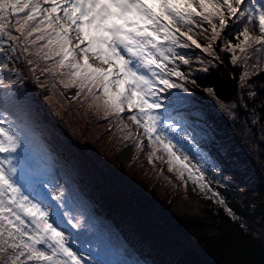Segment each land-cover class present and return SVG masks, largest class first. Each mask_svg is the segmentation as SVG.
Segmentation results:
<instances>
[{
	"label": "trees",
	"instance_id": "trees-1",
	"mask_svg": "<svg viewBox=\"0 0 264 264\" xmlns=\"http://www.w3.org/2000/svg\"><path fill=\"white\" fill-rule=\"evenodd\" d=\"M225 40L235 43V33ZM224 42H216L219 59L194 47L178 50L192 54L191 67L180 66L189 91L161 93L157 110L174 118L165 123H178L179 143L204 172V191L186 174L180 180L169 172L162 153L149 163L147 141L138 137L140 150L123 141L115 120L71 100L76 90L42 87L22 62L15 63L19 76L10 68L0 72L3 84L27 101L34 136L24 154L26 180L51 181L64 192L67 210L80 224L64 229L74 234V250L82 246L86 257L88 248L102 250L104 259L124 264H264V63L253 57L247 66L232 65L231 54L221 50ZM127 144L132 154L122 162L118 152ZM176 195L189 199L192 211H175Z\"/></svg>",
	"mask_w": 264,
	"mask_h": 264
},
{
	"label": "snow or ice",
	"instance_id": "snow-or-ice-1",
	"mask_svg": "<svg viewBox=\"0 0 264 264\" xmlns=\"http://www.w3.org/2000/svg\"><path fill=\"white\" fill-rule=\"evenodd\" d=\"M233 33L235 43L225 40ZM217 41H225L221 50L231 54L232 65L247 66L253 57L264 63V0H0V72L13 61L11 71L19 76L15 63L22 62L42 87L74 88L72 101L115 120L121 139L134 141L137 150L144 147L142 136L149 163L162 153L169 172L180 180L186 174L201 191L208 187L204 172L179 143L178 123H165L174 118L157 110L161 93L189 91L180 66L191 67L192 54L178 50L194 47L219 59ZM26 104L0 80V264H124L104 259L102 250L88 248L89 257L82 246L74 250V234L64 229L80 224L64 192L51 181L27 182L24 154L34 134Z\"/></svg>",
	"mask_w": 264,
	"mask_h": 264
},
{
	"label": "rangeland",
	"instance_id": "rangeland-1",
	"mask_svg": "<svg viewBox=\"0 0 264 264\" xmlns=\"http://www.w3.org/2000/svg\"><path fill=\"white\" fill-rule=\"evenodd\" d=\"M8 64H9V68L11 69L13 67L12 62L8 61ZM74 90H75L74 88L69 89V92L74 91ZM131 154H132V148L127 144L119 150L118 158H120V160L122 162H127L129 160ZM225 169L232 171L233 166L226 164ZM171 206L175 211H178V212L192 211V209H193V206L191 205L190 200L187 198H183L179 195L174 196V198L172 199Z\"/></svg>",
	"mask_w": 264,
	"mask_h": 264
}]
</instances>
